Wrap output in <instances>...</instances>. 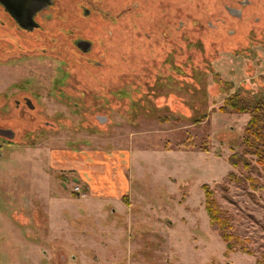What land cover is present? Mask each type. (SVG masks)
Returning <instances> with one entry per match:
<instances>
[{
  "label": "rangeland",
  "instance_id": "1",
  "mask_svg": "<svg viewBox=\"0 0 264 264\" xmlns=\"http://www.w3.org/2000/svg\"><path fill=\"white\" fill-rule=\"evenodd\" d=\"M250 1L241 19L226 10L237 0H99L108 16L85 20L99 36V67L64 55L71 14L54 15L60 31L47 53L6 44L0 125L17 135H0V214L18 223L20 205L22 216L15 245L0 219V264L9 263L5 251L34 248L37 264L264 260V168L251 154L249 171L228 160L242 151L249 114L219 110L238 90L264 95V0ZM71 3L59 0L62 12ZM149 51L154 64L142 62ZM19 88L38 98L37 110L14 109ZM117 149L130 155L114 162ZM203 184L251 253L227 251L211 226Z\"/></svg>",
  "mask_w": 264,
  "mask_h": 264
},
{
  "label": "flooded vegetation",
  "instance_id": "2",
  "mask_svg": "<svg viewBox=\"0 0 264 264\" xmlns=\"http://www.w3.org/2000/svg\"><path fill=\"white\" fill-rule=\"evenodd\" d=\"M6 1L8 3L11 2V0H0L1 53L9 52V50L5 49L6 44L9 46L14 45L16 49L23 53H33L38 47L42 49V52L47 53V50H50L49 48H51L50 44L53 43V40H56L54 39V37H57L56 31H60L57 24L52 25L50 22L54 19V15L63 13L69 16L70 14L71 16H74L68 18L67 22L63 25L65 44L62 45H64L65 48L62 50L64 55L73 62L79 63L81 66L88 64L90 66L99 67L103 64L99 59L98 51L96 49L99 36L87 29L90 25H85V20L94 17L100 20L101 16H108L101 11V4L99 5L98 3L99 0H89V2H84L83 0H71L72 6L65 12H62L64 9L60 8L59 0H14L16 4L11 2L14 5L17 14L32 15L33 21L31 24L29 22H27L28 24L26 22L23 23L24 21L21 23L17 20L7 8ZM236 3L237 4L235 5L227 4L226 10L230 15L238 16L243 19L246 14L245 8L251 5V1L237 0ZM113 15L115 17L116 14H111V16ZM182 23L181 20L180 24ZM145 36L150 37L151 35L146 31ZM45 38H47V40ZM151 56L152 53L149 51V55H147V58L144 57L142 62H145L146 64L149 62L152 64L157 62L156 57ZM67 61L69 62V60ZM163 62L164 61L161 60V63ZM176 68L177 70L181 69L179 66H176ZM67 76H70V73H67ZM80 80L82 81V79ZM16 94L19 95V97L13 99L14 109L19 112L37 110V103H35V100H38V98H36V96L28 94L27 91L22 88H19ZM81 94V96H84V99L85 96L87 97L85 90H82ZM47 95L49 96V90ZM73 106L76 108L75 110H77L81 105L78 102H74ZM47 122L48 121H46V123ZM0 128L11 129V127L7 125H0ZM0 135L4 138H9L5 134ZM16 135L17 133L15 131V137Z\"/></svg>",
  "mask_w": 264,
  "mask_h": 264
},
{
  "label": "trees",
  "instance_id": "3",
  "mask_svg": "<svg viewBox=\"0 0 264 264\" xmlns=\"http://www.w3.org/2000/svg\"><path fill=\"white\" fill-rule=\"evenodd\" d=\"M219 110L221 112L249 114L241 141L242 151L231 154L228 159L229 163L233 167L242 166L249 171L251 162L248 154H251L264 168V95L262 97H247L238 90L224 99ZM227 175L229 178H236L233 172H229ZM246 179L251 180L249 177ZM203 188L205 191V208L211 226L219 232L221 238L226 242L227 251L241 250L251 253V248L248 247V239L240 237L232 229L231 218L217 200L215 190L211 189L208 184H203ZM256 264H264V260L258 258Z\"/></svg>",
  "mask_w": 264,
  "mask_h": 264
},
{
  "label": "crops",
  "instance_id": "4",
  "mask_svg": "<svg viewBox=\"0 0 264 264\" xmlns=\"http://www.w3.org/2000/svg\"><path fill=\"white\" fill-rule=\"evenodd\" d=\"M123 151H124L123 149H117L115 151V153L112 154V155H115V157H113L114 162L117 159L118 160L120 159L117 155H130V154L124 153ZM102 153L103 152H100V153L94 152V153H92V155H106V153L105 154H102ZM117 165L118 166H116V167H118V169H119V163L118 162H117ZM81 166L83 168V167H87L88 165L84 163V164H81ZM121 169H122V173H123V170L126 168H124L121 164ZM115 176L118 178V173H116ZM126 189H127V186L124 185L123 190L126 191ZM100 192H102V191H100ZM43 204H44V208L46 209V210H43V213L45 215L46 222H48V224H49V202L46 200V198H45V202ZM15 216L17 217L18 223H16L15 219L11 220L10 216L8 214H6L5 212H4V214H0V219L2 222L1 231L2 232L7 231L6 242L14 244V245H15L14 242L16 241V237L14 236V234L16 233V231L17 232L19 231V228L21 226L19 223V218H21V216H22V211H21L20 205H19V211H17L15 213ZM27 221H29V220H27ZM48 240H49V238H48ZM9 257H11L12 259L10 260ZM3 261L9 262L8 264H37V248H34L33 251L27 249L22 253L20 251H17V250H13L10 253H9V251H5L4 255H3Z\"/></svg>",
  "mask_w": 264,
  "mask_h": 264
},
{
  "label": "water",
  "instance_id": "5",
  "mask_svg": "<svg viewBox=\"0 0 264 264\" xmlns=\"http://www.w3.org/2000/svg\"><path fill=\"white\" fill-rule=\"evenodd\" d=\"M11 2L15 3L14 0H11ZM11 2L10 3L7 2L6 5H7V8L10 10V12H12L13 16L17 20H19L21 23H22V21H24L23 23L29 22L31 24L32 21H33L32 20V15L31 14H29V15H26V14H17L16 11H15L14 5ZM0 134H5L10 139H13L15 137V132L13 130H11V129L0 128Z\"/></svg>",
  "mask_w": 264,
  "mask_h": 264
},
{
  "label": "built area",
  "instance_id": "6",
  "mask_svg": "<svg viewBox=\"0 0 264 264\" xmlns=\"http://www.w3.org/2000/svg\"><path fill=\"white\" fill-rule=\"evenodd\" d=\"M76 189L80 190V187H79V186H77V187H76Z\"/></svg>",
  "mask_w": 264,
  "mask_h": 264
}]
</instances>
